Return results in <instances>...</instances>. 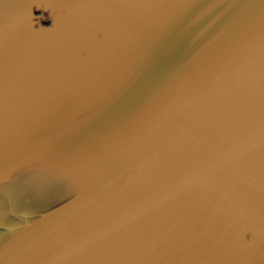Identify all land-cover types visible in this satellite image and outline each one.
Masks as SVG:
<instances>
[{
	"label": "water",
	"instance_id": "95a60500",
	"mask_svg": "<svg viewBox=\"0 0 264 264\" xmlns=\"http://www.w3.org/2000/svg\"><path fill=\"white\" fill-rule=\"evenodd\" d=\"M0 264H264V0H0Z\"/></svg>",
	"mask_w": 264,
	"mask_h": 264
}]
</instances>
